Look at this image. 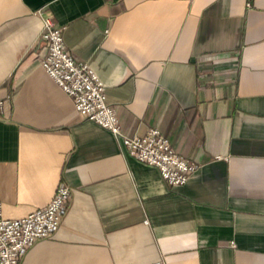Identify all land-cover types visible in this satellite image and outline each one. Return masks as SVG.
<instances>
[{"label":"crops","instance_id":"0c3cea01","mask_svg":"<svg viewBox=\"0 0 264 264\" xmlns=\"http://www.w3.org/2000/svg\"><path fill=\"white\" fill-rule=\"evenodd\" d=\"M42 8L128 135L158 127L182 185L76 112L41 66ZM71 195L19 264H264V0H0L5 217Z\"/></svg>","mask_w":264,"mask_h":264},{"label":"built area","instance_id":"2783aa9c","mask_svg":"<svg viewBox=\"0 0 264 264\" xmlns=\"http://www.w3.org/2000/svg\"><path fill=\"white\" fill-rule=\"evenodd\" d=\"M36 13L42 21L40 36L47 44L41 66L72 97L76 112L108 129L136 160L157 167L169 185L184 184L197 164L180 155L158 127H149L143 134H126L107 101L103 81L87 62L76 59L66 48L64 26L42 8ZM70 195V186L61 182L44 206L19 217H5L0 201V264H19L33 242L53 234L60 225ZM144 264L166 262L156 259Z\"/></svg>","mask_w":264,"mask_h":264}]
</instances>
